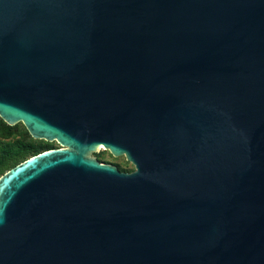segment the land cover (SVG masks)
I'll return each instance as SVG.
<instances>
[{"label": "water", "instance_id": "95a60500", "mask_svg": "<svg viewBox=\"0 0 264 264\" xmlns=\"http://www.w3.org/2000/svg\"><path fill=\"white\" fill-rule=\"evenodd\" d=\"M0 117V264H264V0H0Z\"/></svg>", "mask_w": 264, "mask_h": 264}, {"label": "rangeland", "instance_id": "374dc122", "mask_svg": "<svg viewBox=\"0 0 264 264\" xmlns=\"http://www.w3.org/2000/svg\"><path fill=\"white\" fill-rule=\"evenodd\" d=\"M5 134H7V136L3 137ZM18 139L31 142L32 145L37 147L38 152L47 150L49 147H60V145L55 140L47 141L42 138L32 137L21 122L10 125L0 117V144L11 143ZM91 155L100 162L115 165L121 171L130 172L134 169L133 164L127 161L124 155L113 156L107 149L102 147L98 149L97 152L91 153Z\"/></svg>", "mask_w": 264, "mask_h": 264}, {"label": "trees", "instance_id": "16d2710c", "mask_svg": "<svg viewBox=\"0 0 264 264\" xmlns=\"http://www.w3.org/2000/svg\"><path fill=\"white\" fill-rule=\"evenodd\" d=\"M6 136L7 134L3 135V137ZM36 153H38L37 147L29 141L18 139L11 143L0 144V175L26 157Z\"/></svg>", "mask_w": 264, "mask_h": 264}, {"label": "bare ground", "instance_id": "6f19581e", "mask_svg": "<svg viewBox=\"0 0 264 264\" xmlns=\"http://www.w3.org/2000/svg\"><path fill=\"white\" fill-rule=\"evenodd\" d=\"M100 148H101V146L98 147V149H100Z\"/></svg>", "mask_w": 264, "mask_h": 264}, {"label": "flooded vegetation", "instance_id": "af4514ba", "mask_svg": "<svg viewBox=\"0 0 264 264\" xmlns=\"http://www.w3.org/2000/svg\"><path fill=\"white\" fill-rule=\"evenodd\" d=\"M50 148H54V147H49L48 149H50Z\"/></svg>", "mask_w": 264, "mask_h": 264}]
</instances>
